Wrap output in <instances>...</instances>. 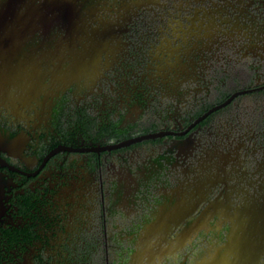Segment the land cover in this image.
<instances>
[{
  "label": "flooded vegetation",
  "instance_id": "flooded-vegetation-1",
  "mask_svg": "<svg viewBox=\"0 0 264 264\" xmlns=\"http://www.w3.org/2000/svg\"><path fill=\"white\" fill-rule=\"evenodd\" d=\"M51 1L0 0L36 84L0 87V264H201L202 240L173 249L202 210L264 209V0H73L95 40Z\"/></svg>",
  "mask_w": 264,
  "mask_h": 264
},
{
  "label": "water",
  "instance_id": "water-1",
  "mask_svg": "<svg viewBox=\"0 0 264 264\" xmlns=\"http://www.w3.org/2000/svg\"><path fill=\"white\" fill-rule=\"evenodd\" d=\"M57 2V3H56ZM56 3L59 4L61 7L62 13L65 14V16H62L61 22L65 24L66 28H71L72 26H76L78 29H86L88 27L93 28L94 31V40L98 37V33L106 27V21L102 18L97 19L96 15L92 20L82 18L79 15L78 17L72 18L69 16V13L71 12H80L82 9L86 7V3L84 2H73V0H57V1H51L48 3L49 5L53 6ZM47 4V5H48ZM98 8L96 4H93V13L97 14ZM6 36V35H5ZM4 38V35H3ZM1 43V42H0ZM3 46L0 47V87L4 91H9V88L11 89V86H15L18 88V91H20L22 94H29L31 92H34L36 89V84L32 82H22V81H16L15 78L19 76H27L29 75L28 72H26L27 69H23L22 67L12 65L11 63V51L6 48V43L2 42ZM91 67H93V64L85 65L83 63V60L78 58V61L71 67H66L64 65L59 66L58 68L54 69V72L56 75H59L61 77L65 76H81L82 74H85L86 72H89ZM14 79V81H13ZM13 81V82H12ZM207 200V196L203 195L201 199H198L196 202H194L190 207H188V213L184 217H181V209L182 207L177 210L175 216H179L180 219L172 223V221L166 220V215H171L170 212H164L162 213V219L161 224L158 226L153 227V237L160 238V236H166L170 237V240L173 239V233L176 232V234L179 235V227L181 226V221L185 219H189L190 222L194 220L197 215V211L200 209L201 203L205 202ZM212 206V205H211ZM208 205L206 209L202 210L203 214V222L201 224H193V222L190 223L187 227H185L186 233L184 234V240L180 244L179 247L176 249H173L174 252H177L178 250H181L183 248L187 247H195L196 242L207 240L208 242H211V240L214 238L215 233L213 232L214 228L210 226H206L207 223L211 221H219L222 223H235L238 226L237 227H225V228H219L218 230V236L223 237L224 233L222 230L227 231L228 236L238 237L240 239V244L242 243L244 253L243 256L246 259L247 264H264V209L257 208V206L251 205L248 208L245 209H228L226 211L224 210H212ZM175 220V219H174ZM198 240V241H197ZM211 244V243H210ZM210 246V245H209ZM208 249V248H207ZM193 250V249H192ZM250 251V252H248ZM189 252L192 253L190 250ZM251 253V257H248V254ZM243 258V257H242ZM227 260H230L232 262H237L236 258L235 260L232 259L230 256H226ZM241 262L237 263L240 264Z\"/></svg>",
  "mask_w": 264,
  "mask_h": 264
},
{
  "label": "crops",
  "instance_id": "crops-1",
  "mask_svg": "<svg viewBox=\"0 0 264 264\" xmlns=\"http://www.w3.org/2000/svg\"><path fill=\"white\" fill-rule=\"evenodd\" d=\"M206 226L213 227L214 228L213 232L215 233V235H214V238L211 240V242H208L207 240H204L201 242L204 244V249L202 252V259L200 260L201 264H209V262H210L209 257H212L213 259H215V263L218 262L219 260H217V259H219L220 254H223V255L226 254L227 256H230L232 259H235L236 256H233L234 252L232 249V245L235 244V242H236L235 238L232 235L228 236L227 231H225V230H222V232L224 233L223 237L218 236V231H219L218 229L219 228H225V227H231L232 228V227H237L238 225L235 223H231V222L222 223L219 221H211V222L207 223ZM210 248H213L212 252L207 253V251L210 250Z\"/></svg>",
  "mask_w": 264,
  "mask_h": 264
},
{
  "label": "rangeland",
  "instance_id": "rangeland-1",
  "mask_svg": "<svg viewBox=\"0 0 264 264\" xmlns=\"http://www.w3.org/2000/svg\"><path fill=\"white\" fill-rule=\"evenodd\" d=\"M235 241H236L235 244L232 245V249H233V252H234L233 256H236L237 262H232L230 260H227L226 259V256H227L226 254L225 255L220 254L219 255V259H217L219 261L216 262V263H215V259H213L212 257H209V259H210L209 260L210 261L209 264H237L239 262H241L240 264H247L246 263L247 262L246 259H248V258L247 257L244 258V256H243L244 249H243L242 243L240 244V239H238V237H235ZM212 250H213V248H210V250H208L207 253L208 252L211 253ZM248 252H250V251H248ZM250 256H251V253L248 254V257H250Z\"/></svg>",
  "mask_w": 264,
  "mask_h": 264
}]
</instances>
